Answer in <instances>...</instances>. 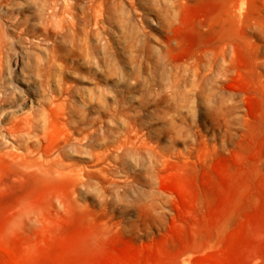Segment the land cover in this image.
Wrapping results in <instances>:
<instances>
[{"label":"rangeland","instance_id":"374dc122","mask_svg":"<svg viewBox=\"0 0 264 264\" xmlns=\"http://www.w3.org/2000/svg\"><path fill=\"white\" fill-rule=\"evenodd\" d=\"M105 2L0 0V264H264V0Z\"/></svg>","mask_w":264,"mask_h":264},{"label":"bare ground","instance_id":"6f19581e","mask_svg":"<svg viewBox=\"0 0 264 264\" xmlns=\"http://www.w3.org/2000/svg\"><path fill=\"white\" fill-rule=\"evenodd\" d=\"M52 4L49 7V19L43 24V31L50 35L64 37L68 31L77 27L79 22H83L88 26H92L95 31V35L100 37V40H106L101 34H104L103 23L106 21V7L105 0H51ZM132 1V0H128ZM84 3V4H82ZM244 6H240L237 9L239 14L243 13ZM77 12H80L79 14ZM75 30V29H74ZM49 37V36H48ZM105 48V46H104ZM106 51V50H105ZM108 54V53H106ZM107 57V56H106ZM124 81L126 85H130L136 81L132 76H125ZM92 102L91 99L88 100ZM48 124V116L42 114L37 118H33L31 115L21 116L18 119L10 123L6 127L8 137L11 139H30L31 136H37L40 132H45ZM21 147V144L18 143ZM27 156H20L11 152H5L12 156L14 159L21 161L24 166L34 167L39 166L38 158H34V152L36 150L30 149L26 146ZM40 158H44L48 162V167L44 168L46 173L64 174L56 168L55 160L51 158L49 153H39ZM43 167V166H42Z\"/></svg>","mask_w":264,"mask_h":264}]
</instances>
